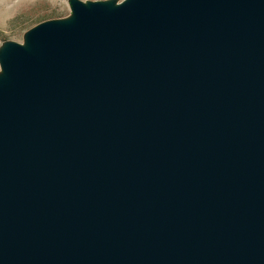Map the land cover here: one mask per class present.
<instances>
[{"label": "water", "instance_id": "water-1", "mask_svg": "<svg viewBox=\"0 0 264 264\" xmlns=\"http://www.w3.org/2000/svg\"><path fill=\"white\" fill-rule=\"evenodd\" d=\"M0 48V264H264V0H70Z\"/></svg>", "mask_w": 264, "mask_h": 264}, {"label": "rangeland", "instance_id": "rangeland-1", "mask_svg": "<svg viewBox=\"0 0 264 264\" xmlns=\"http://www.w3.org/2000/svg\"><path fill=\"white\" fill-rule=\"evenodd\" d=\"M71 14L70 0H0V48L8 41L25 44V35L30 28L48 20H66Z\"/></svg>", "mask_w": 264, "mask_h": 264}]
</instances>
